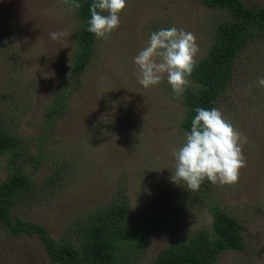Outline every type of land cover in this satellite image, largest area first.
Returning a JSON list of instances; mask_svg holds the SVG:
<instances>
[{"label":"rangeland","instance_id":"374dc122","mask_svg":"<svg viewBox=\"0 0 264 264\" xmlns=\"http://www.w3.org/2000/svg\"><path fill=\"white\" fill-rule=\"evenodd\" d=\"M253 8L264 0H244ZM107 14V13H105ZM231 17L226 10L201 0H126L119 26L107 39L96 38L84 72L72 88L66 110L51 137L45 136L35 157L43 107L68 72L79 19L64 0H0V127L27 144L22 166L38 183L52 168L54 183L26 196L11 213L46 226L54 238L85 211L120 200L131 220L142 214H176L143 246L138 257L146 264L168 243L200 229L212 217L204 197L237 220L242 250L221 251L214 264H264V35L250 36L234 59L232 76L213 108L247 138L242 145L246 167L231 185L205 179L193 190L172 181L174 149L185 142L179 127L183 114L165 75L157 85L138 83L133 58L150 34L175 26L191 32L201 57L217 22ZM68 35L52 41L48 33ZM6 174L0 157V178ZM0 264H50L35 236H11L0 230Z\"/></svg>","mask_w":264,"mask_h":264},{"label":"trees","instance_id":"16d2710c","mask_svg":"<svg viewBox=\"0 0 264 264\" xmlns=\"http://www.w3.org/2000/svg\"><path fill=\"white\" fill-rule=\"evenodd\" d=\"M77 2L81 6L72 10L79 24L74 34L68 72L43 107L40 132L33 144L38 160H45L41 149L44 137H51L54 123L66 110L72 88L92 55L95 36L87 31V27L93 0ZM201 2L210 8L226 10L231 17L226 16L215 24L211 41L205 53L197 58V66L189 77L190 84L180 96L183 114L179 127L184 133L190 132L195 108H213L217 97L225 90L232 76L234 59L243 44L257 32L264 35V7H250L244 0ZM0 157H3L6 169L5 176L0 178V230L11 236L38 238L50 264H141L138 257L143 246L176 217V214H142L131 220L127 205L112 200L75 217L62 230L61 236L54 238L46 226L17 216L11 210L38 188L54 183L59 175L58 169L52 168L42 182H34L22 167L32 157L27 153V144L18 135L7 133L1 127ZM197 192L195 190L191 195L192 203L200 201ZM203 201L212 217L209 230L200 229L175 238L146 264H214L221 251L243 249L240 223L209 197L205 196Z\"/></svg>","mask_w":264,"mask_h":264},{"label":"clouds","instance_id":"9594fccd","mask_svg":"<svg viewBox=\"0 0 264 264\" xmlns=\"http://www.w3.org/2000/svg\"><path fill=\"white\" fill-rule=\"evenodd\" d=\"M69 10L79 8L77 0H64ZM126 0H93L87 31L96 38L107 39L119 26L120 13ZM107 13V14H105ZM68 34L63 31L48 33L52 41ZM199 46L193 33L175 26L150 34L147 45L133 58L137 66L138 83L144 88L159 84L165 77L173 93L182 96L190 84L189 77L197 66ZM258 84L264 86V77ZM190 132L185 142L172 152L175 173L171 179L179 185L186 183L190 190H198L202 182L231 185L239 180V171L246 167L242 145L247 138L224 118L218 108H195Z\"/></svg>","mask_w":264,"mask_h":264}]
</instances>
